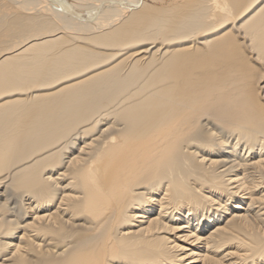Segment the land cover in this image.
I'll use <instances>...</instances> for the list:
<instances>
[{"label": "bare ground", "instance_id": "obj_1", "mask_svg": "<svg viewBox=\"0 0 264 264\" xmlns=\"http://www.w3.org/2000/svg\"><path fill=\"white\" fill-rule=\"evenodd\" d=\"M147 1L0 0V264H264V5Z\"/></svg>", "mask_w": 264, "mask_h": 264}, {"label": "rangeland", "instance_id": "obj_2", "mask_svg": "<svg viewBox=\"0 0 264 264\" xmlns=\"http://www.w3.org/2000/svg\"><path fill=\"white\" fill-rule=\"evenodd\" d=\"M171 1V2H170ZM210 0H162V2H158V1H147V3L151 6H155V7H160V6H165L168 5L169 3H177V4H182V3H197V4H204L205 2H208ZM162 3V4H161Z\"/></svg>", "mask_w": 264, "mask_h": 264}, {"label": "snow or ice", "instance_id": "obj_3", "mask_svg": "<svg viewBox=\"0 0 264 264\" xmlns=\"http://www.w3.org/2000/svg\"><path fill=\"white\" fill-rule=\"evenodd\" d=\"M264 5V0H259V4L257 6Z\"/></svg>", "mask_w": 264, "mask_h": 264}]
</instances>
